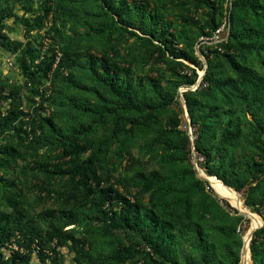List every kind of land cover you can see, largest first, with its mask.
<instances>
[{
	"label": "rangeland",
	"instance_id": "rangeland-1",
	"mask_svg": "<svg viewBox=\"0 0 264 264\" xmlns=\"http://www.w3.org/2000/svg\"><path fill=\"white\" fill-rule=\"evenodd\" d=\"M144 3L149 15L159 12L152 38L148 20L141 29L131 18L132 11L119 12L122 0H0V214L16 207L39 234L54 223L81 240L77 246L53 249V242L40 245L37 238L28 250L27 240L17 232L0 246L4 259L17 254L25 257V264H155L139 250L146 239L157 247L162 264H192L206 258L207 264H234L235 256L236 264H264L262 239L253 244V259L250 254L254 232L264 222L252 205H245L263 198L264 182L246 198L229 187L244 208L240 210L204 180L201 167L184 159L183 136L172 125L173 110L149 111L142 105L179 98L185 127L192 130L187 132L190 138L194 128L186 104L191 101L197 113L209 112L207 123L215 128L211 138L218 139L220 127L240 125L241 135L224 152L226 158L252 152L247 138H252L254 123L263 120L250 115L258 108V89L250 86L237 92L230 81L239 83L240 74L219 58V86L204 97L196 93L208 67L202 48L217 44L204 43L199 34L207 30L205 23L212 15L222 20L224 0L222 7L217 0L215 9L185 0ZM44 7H49L45 16ZM39 16L43 19L37 28L33 23ZM168 32L174 33L173 45L157 40ZM164 44L198 57L201 66L184 60L183 68L177 66L179 59L158 51ZM246 45V51L237 47L235 61L263 72L261 55L248 53ZM52 57V68L43 75L41 68ZM99 59L128 70L122 75L136 91L131 103L143 110L117 98L119 81L109 76V83L103 82ZM193 68L196 82L186 86L182 75L191 74ZM71 143L85 146L78 159L64 154ZM87 159L94 160L97 175L107 176L137 204L136 229L122 221L121 203L98 206L99 196L88 192L78 178L54 171L57 165L68 172L76 162L84 168ZM140 174L155 182H172L165 202L150 204ZM146 212L153 218L145 217ZM259 213L264 215V206Z\"/></svg>",
	"mask_w": 264,
	"mask_h": 264
},
{
	"label": "trees",
	"instance_id": "trees-1",
	"mask_svg": "<svg viewBox=\"0 0 264 264\" xmlns=\"http://www.w3.org/2000/svg\"><path fill=\"white\" fill-rule=\"evenodd\" d=\"M123 5L121 6L119 12L124 13L129 10L132 11L135 15L132 16V19H137L139 21V26L142 29L147 25L146 20L152 24V28L149 30L150 38L156 35V30L154 29L156 24L160 21L158 18L159 12H153L152 15H149V11L147 10V6L145 5V0H131L129 3L126 0H122ZM186 2H191L196 6H203L207 9H215L216 1L215 0H185ZM220 1V5L222 7V1ZM225 4V0H224ZM223 4V17L227 16L229 23V32L224 31L221 33V42L213 45L211 49H203L201 51L202 56L205 58L207 70L205 71L202 80L199 84L200 88L196 91V93H200L202 97L207 95L206 92L210 91L209 89H215L219 85L218 82L219 76L221 72H218L221 69L219 58H223L228 61L229 65L237 70V74H240L238 81L236 83L234 81H230V85L235 86L237 88V92L240 90H247L248 87L253 86L257 88V98L256 103L258 104V108L251 110V117L256 120L258 118L263 120H258L255 124V127L252 131V138H247L249 144L251 145L252 152H244L239 159L233 158L232 155L226 158L225 151L229 147H233L237 142V139L241 135V127L238 124H229L225 127H220L221 134L218 139H214V135L211 138V135L214 134L215 128L212 125L207 123L209 117V112L205 113H197L196 105L188 101L187 102V111L190 117V126L194 128L193 134L195 135L194 139V148L195 150L203 156V163L200 165L204 173L209 176V178L217 181L218 185L228 193L231 198H234L236 201H239L236 192H241L244 198L250 196L253 191L257 189V187L264 182V71L261 73H256L253 69L243 66L239 63V61H235V52L238 48L245 49L246 43L240 41V38L246 40L249 46L247 48V52L251 54H260L261 58L258 59L264 65V0H233L230 7H225ZM219 5V4H218ZM219 5V6H220ZM132 7L135 8L131 9ZM125 9H127L125 11ZM49 13V7H44V15ZM211 16V15H210ZM151 18L152 20L148 19ZM43 17L39 16L33 23V26H37V28L41 27ZM223 19V18H222ZM221 21L214 20L213 15L208 18L206 21V26L208 27L206 31H201L199 34L200 37L209 36L216 28L219 27ZM249 21L251 24H249ZM28 23V21H26ZM249 24V25H248ZM165 34V35H164ZM174 33L168 32L163 33L161 39H158L160 42L171 43L174 42ZM148 38V40L150 39ZM200 43V41H197ZM240 45V46H239ZM238 47V48H237ZM159 52L167 51L169 56H172L173 59H179L180 61H176L175 64L183 68L185 65L182 63V60L188 62L194 67H200L201 62L198 57L190 55L184 49H169L167 45L164 44V48H157ZM238 51V50H237ZM239 52V51H238ZM215 58L217 61L212 65V62ZM54 58L46 63L44 68H41L42 74L46 75L52 68ZM98 61V60H97ZM100 66L104 68L102 80L105 83L108 82V78L110 76L111 80L119 81L118 86L120 89L117 91V98L122 100L125 103H128V107L131 106L136 107L138 111L143 110L133 105L131 102L136 98L135 92L130 86V83L127 79H124L123 73L126 74L128 71L122 67H117L111 63H105L104 60L98 61ZM26 69V68H25ZM23 70V69H22ZM191 74L182 75L183 82L186 86H191L196 82L197 75L195 69H190ZM106 75V77H104ZM150 81L156 83L158 81L150 78ZM205 84L203 87L202 85ZM222 84V83H221ZM220 84V85H221ZM239 86V87H238ZM135 97V98H133ZM145 109L149 111H155L158 109L171 108L174 113V118L172 120V125L178 127V132L183 136V144L185 153L183 157L186 161L190 162L189 159V137L187 135V131L183 126L186 125L184 118L182 117V103L179 98L173 99L171 101H167L161 105H153L152 103H143ZM133 109V108H132ZM262 110V114L259 115L258 111ZM218 123V122H217ZM227 123H234L233 121H228ZM208 124V125H207ZM122 131V130H121ZM126 134L129 130L124 131ZM211 140L209 143H206V139ZM84 145H80L78 143H71V145L64 150L65 155L76 156L78 159L79 151L84 149ZM75 155V156H74ZM75 157V158H76ZM94 160L87 159V166L82 168L80 162H76L71 170L68 172L65 169L57 167L55 165L54 171L60 174H68L70 173V177L72 179L78 178L81 183L86 185L88 192L91 194H97L99 196L98 206L101 205H111L112 202L121 203V214L124 217L122 220L126 226L136 229L137 224L135 219L137 218L138 210H136V203H131L128 198L119 191L118 188L115 187V183H109L108 177H101L97 175L94 169ZM190 166H193L192 164ZM217 168L215 171L214 169ZM192 168V167H191ZM193 171V169H191ZM140 179L142 180L141 186L144 193L149 192L148 201L154 207L159 203L165 202L168 198V194L172 192L173 185L172 182L160 181L155 182L153 179H148L144 174H140ZM220 180V182L214 178ZM221 181L223 182L224 186ZM118 182V181H117ZM232 189H230V188ZM246 187L247 190L243 188ZM217 194V193H216ZM218 195V194H217ZM11 201L17 202L15 198H12ZM241 203V202H240ZM245 205L254 207V210L261 217L264 222V215L259 213L260 208L264 206V196L261 197L257 204L248 203L246 201ZM14 212L11 213H2L0 214V246L3 245L4 241L10 239L15 233L19 232V234L27 240L28 245L26 248L29 250L31 243L35 239L40 240V245L48 244L53 242V249H57L60 247H65L67 244L71 246L81 243V240L76 238L71 231L64 230V227H58L54 223H49L48 228L44 235L39 234V232L35 231V229L28 227L29 223L27 220L23 221V214L14 207ZM130 213L132 215V219H127L126 216ZM145 217L153 218L151 214L147 212L144 214ZM122 217V219H123ZM13 226V227H12ZM242 232H245L242 230ZM262 239V240H261ZM256 240L264 241V227L256 230L254 232V237L252 238V245L250 247L251 259L254 258V246ZM143 246L139 249L141 252H144L147 256L155 264H162L163 259L159 258L160 256L157 254V247L152 246L149 240L144 239ZM258 242V243H261ZM148 249V250H146ZM149 251V252H148ZM159 256V257H157ZM233 263H237V257H234ZM239 260V259H238ZM27 260L23 255L14 254L10 259H4L2 254L0 253V264H25ZM207 264L209 260L203 259L201 262H195L192 264ZM175 264V263H173Z\"/></svg>",
	"mask_w": 264,
	"mask_h": 264
},
{
	"label": "built area",
	"instance_id": "built-area-1",
	"mask_svg": "<svg viewBox=\"0 0 264 264\" xmlns=\"http://www.w3.org/2000/svg\"><path fill=\"white\" fill-rule=\"evenodd\" d=\"M233 0H225V7H230L232 4ZM229 29V23H228V19L227 16H224L221 24L219 25L218 28H216L210 36L207 37H203L202 40L204 43L207 42H211V43H220L221 42V33H223L224 31H227ZM203 87L205 86V84L202 85ZM188 127V126H187ZM187 127L184 126V129L187 131ZM188 133H192V130L190 128H188ZM194 139L195 136L192 135V137L189 138L190 144H189V159L190 162L193 166L195 167H200V165L203 163V156L200 155L194 148ZM239 230V229H238ZM148 250V249H146Z\"/></svg>",
	"mask_w": 264,
	"mask_h": 264
},
{
	"label": "bare ground",
	"instance_id": "bare-ground-1",
	"mask_svg": "<svg viewBox=\"0 0 264 264\" xmlns=\"http://www.w3.org/2000/svg\"><path fill=\"white\" fill-rule=\"evenodd\" d=\"M203 174V173H202ZM207 175H204V177H206ZM208 179V181L211 183V186H213V189H214V191H219L221 194H223L224 195V198H226V199H228V200H231L232 201V203L237 207V208H239L240 210H244V208H243V206H242V204L240 203V202H238V201H236V200H234L233 198H231L229 195H228V193H226V192H224V191H221V190H223L219 185H218V183H217V181L216 180H214V179H211V178H207ZM209 183V184H210ZM218 194V193H217ZM219 195V194H218ZM222 195V196H223ZM220 197H222L221 195H219ZM234 200V201H233ZM244 251V250H243ZM245 259H246V256L244 257ZM246 263V262H245Z\"/></svg>",
	"mask_w": 264,
	"mask_h": 264
},
{
	"label": "water",
	"instance_id": "water-1",
	"mask_svg": "<svg viewBox=\"0 0 264 264\" xmlns=\"http://www.w3.org/2000/svg\"><path fill=\"white\" fill-rule=\"evenodd\" d=\"M205 175H206V174H205ZM208 177H209V176L204 177V180L207 181V182H209L208 179H207ZM214 178H216V177H214ZM216 179H217V178H216ZM217 180H219V179H217ZM221 183H222V182H221ZM222 184H223V183H222ZM223 185H224V184H223ZM224 186H225V185H224ZM226 187H227V186H226ZM228 188H229V187H228Z\"/></svg>",
	"mask_w": 264,
	"mask_h": 264
}]
</instances>
